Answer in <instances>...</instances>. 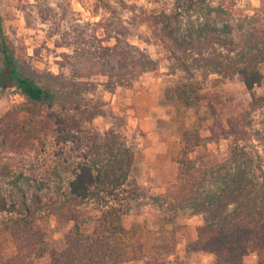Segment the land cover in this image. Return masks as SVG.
<instances>
[{
	"label": "trees",
	"instance_id": "16d2710c",
	"mask_svg": "<svg viewBox=\"0 0 264 264\" xmlns=\"http://www.w3.org/2000/svg\"><path fill=\"white\" fill-rule=\"evenodd\" d=\"M79 1L85 7L83 0ZM129 1L117 0L124 7ZM224 1L176 0L177 6L166 14L157 12L156 1L146 0L153 8L141 5L132 17L137 26L152 28L156 36L161 28L181 54L177 57L168 50L177 60V68L170 73L179 70L188 76L185 83L179 81L169 88L177 102L189 104L191 93L204 97L199 92L208 82L217 86L237 79L251 93L248 104L238 103L239 110L223 119L209 104L213 121L206 128L205 138L196 130L179 128L176 169L154 202L168 205L171 211L186 209L201 217L190 250L211 255L213 264H245L244 259L251 254L256 257L255 264H264V123L260 129L253 128L251 119L264 105V30L258 28L255 19L259 9H253L251 16H235L237 10L225 6ZM98 8L113 12L110 0H94L93 15H99ZM200 11L210 22L190 24L183 34L171 28L170 18ZM145 61L146 68L155 64ZM117 79L115 82H121ZM85 85L60 76L38 80L31 75L15 58L0 16V93L14 87L23 99L0 118V127L8 130L10 142H5L12 154L0 161V214L5 215L1 225L14 250L0 264H36L45 255L47 264H167L145 255L142 245L134 240V232L120 224L123 198L118 190L135 171L141 153L134 146L120 145L117 137L107 132L100 143L96 134L93 141L81 136L80 123L90 122L81 107ZM255 88L260 94H255ZM70 110L80 114L79 119H71L73 123L60 113ZM220 141L228 142L223 156L206 149L208 143ZM253 141L263 148V155L250 144ZM67 143L79 152V160L69 168L63 167L59 158L61 146ZM1 144L4 141L0 140ZM24 148L33 150L34 158L41 153L46 156L37 164L15 166L13 154L19 155ZM194 148L202 149L201 159L205 161L190 157ZM47 150L56 161L52 166L47 164ZM88 201L101 206L93 228L87 231L75 225L66 233L60 249L46 251L38 223L47 216L73 221L77 210Z\"/></svg>",
	"mask_w": 264,
	"mask_h": 264
},
{
	"label": "rangeland",
	"instance_id": "374dc122",
	"mask_svg": "<svg viewBox=\"0 0 264 264\" xmlns=\"http://www.w3.org/2000/svg\"><path fill=\"white\" fill-rule=\"evenodd\" d=\"M154 1L158 13L168 14L177 6L176 0ZM110 2L112 13L98 8L99 15H93L94 0H83L85 7L79 0H0L3 33L15 58L31 75L38 76V80L44 76H60L71 82H85L81 107L90 122L80 123L81 136L91 139L96 134L97 143H100L107 132L116 136L120 145L134 146L141 153L135 171L118 192L123 198L120 224L134 232V240L142 245L143 253L156 256L167 264H213L211 255L190 250V243L195 240L202 224L201 217L186 209L171 211L168 205L160 206L154 200L172 180L171 174L176 169L175 160L181 146L179 128L196 130L205 138L208 136L206 128L213 121L209 104L223 119L239 110L238 103L248 104L251 93L237 79L217 86L208 82L199 92L205 94L204 97L191 93L189 104L177 102L168 92L169 88L179 81L185 83L188 76L179 70L170 73L177 68V60L168 54V50L177 57L181 54L161 28L156 36L152 28L137 26L132 20L141 5L147 8H153V5L146 0L129 1L126 7L117 0ZM223 3L237 10L235 16H251L253 9H259L255 19L258 28L264 30V0H225ZM209 20L204 11L183 12L170 18L176 34H183L190 24ZM214 22L219 24V21ZM146 59L155 64L146 68ZM117 78L121 82H115ZM254 92L260 94L261 90L255 88ZM22 102L14 87L0 93V118L12 106ZM60 113L70 122L80 118V114L73 110ZM251 119L253 128L262 127L264 105L252 113ZM7 136V128L0 127V140L5 143L0 145V161L2 157L7 159L12 155ZM250 144L260 156L263 155V148L256 141ZM72 146L70 143L61 146L59 158L65 168L79 160V152ZM227 148V141L208 143L206 147L218 156H223ZM49 153L47 150V164L52 166L56 161ZM33 155V150L28 148L22 149L19 155L13 154L18 164L15 166L37 164L46 156L45 153L36 158ZM190 157L198 162L205 161L201 159L200 148H194ZM100 210V205L88 201L77 210L73 221L45 217L38 224L44 235L46 251L60 249L66 233L75 225L82 230H91ZM4 219L5 215L0 214V261L14 253L10 236L1 225ZM255 261L254 254L244 259L245 264H255ZM47 262L48 256L45 255L36 264ZM127 264H142V261Z\"/></svg>",
	"mask_w": 264,
	"mask_h": 264
}]
</instances>
